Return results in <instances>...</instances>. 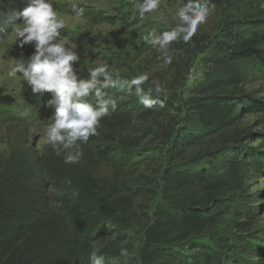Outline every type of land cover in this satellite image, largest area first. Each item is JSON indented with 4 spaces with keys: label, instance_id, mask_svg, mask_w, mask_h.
Listing matches in <instances>:
<instances>
[{
    "label": "trees",
    "instance_id": "1",
    "mask_svg": "<svg viewBox=\"0 0 264 264\" xmlns=\"http://www.w3.org/2000/svg\"><path fill=\"white\" fill-rule=\"evenodd\" d=\"M9 14L0 5V44L12 32ZM213 51L210 73L178 118L171 93L153 91L164 105L153 109L127 94L130 109L116 108L101 119L97 135L78 142L83 156L76 164L64 163L53 148L0 157V264H89L93 246L104 264H181L171 250L205 237L224 215L222 201L248 192L246 160L258 155L244 142L264 137L243 120L244 106L264 113V103L240 91L245 81L237 68L251 60L264 68V31ZM44 93L24 87L23 99L38 108ZM12 103L0 93V106ZM237 204L231 234L248 233L252 209ZM238 239L220 234L205 264L234 263L227 253Z\"/></svg>",
    "mask_w": 264,
    "mask_h": 264
},
{
    "label": "rangeland",
    "instance_id": "2",
    "mask_svg": "<svg viewBox=\"0 0 264 264\" xmlns=\"http://www.w3.org/2000/svg\"><path fill=\"white\" fill-rule=\"evenodd\" d=\"M59 18L66 20V27L61 30L68 46H75L80 61L74 64L84 72L88 79V70L106 63L117 88L105 89L106 98L117 99L119 113L130 109L133 100L126 97L127 92L119 87L120 80H130L140 74H147L149 79L144 89L153 88L159 83L165 93L176 97L174 116L184 111V102L191 96L194 86L210 73L211 54L216 46L232 47L234 40L261 35L264 31V0H214L206 21L199 25L197 32L187 41L177 39L169 47L171 63H164V53L154 47L144 37L155 29L157 33L171 30L179 23L176 13L184 4L183 0H161L160 10L166 15V22L158 20V13L145 14L143 19L138 14L131 0H49ZM28 0H0V5L8 13L22 11ZM83 9L82 17L73 19L75 13L70 4ZM15 32L0 44V93L12 99L9 106H0V157L14 149L22 151H41L52 148L47 144L43 131L51 123L53 109L47 107L52 94L45 92V101L38 108H32L23 99L24 87L30 86L20 78L7 75L12 59L29 58L34 53V44L19 46ZM150 39V37H149ZM212 51V52H211ZM264 57V55H263ZM237 68L243 74L244 95L253 96L255 101L264 103V68L257 60L240 63ZM103 80V77L100 78ZM169 83L175 87L168 88ZM155 93V92H154ZM95 105L93 96L86 98ZM29 110L27 117L20 115ZM181 117H183L181 115ZM243 120L255 133H264V113H256L244 106ZM112 138L106 139H117ZM149 139H152L150 137ZM256 153V157L247 159L250 166V184L244 197L228 196L222 201L224 215L219 223L208 230L206 236L190 244L172 249L173 256L181 264H205L204 259L216 252L215 239L220 234L238 239L240 244L227 257L232 264H264V137L254 136L244 142ZM115 145V144H114ZM107 174V171L104 172ZM257 175V177H255ZM251 207L253 212L252 229L248 233H232L231 223L239 206ZM243 206V205H242ZM240 207L249 210V208ZM238 237H235V236Z\"/></svg>",
    "mask_w": 264,
    "mask_h": 264
},
{
    "label": "clouds",
    "instance_id": "3",
    "mask_svg": "<svg viewBox=\"0 0 264 264\" xmlns=\"http://www.w3.org/2000/svg\"><path fill=\"white\" fill-rule=\"evenodd\" d=\"M161 0H131L138 8L141 19L145 14L158 13V20L166 22V15L160 10ZM210 0H186L178 9L177 23L171 30L157 33L153 29L144 39L164 53V63H171L172 57L168 50L172 42L182 39L187 42L196 32L199 25L206 23L209 14ZM78 19L83 15V9L76 4L69 5ZM17 20L22 21L16 23ZM19 41V46L34 44V53L27 59L23 57L12 59L7 75L17 78L20 74L33 93L49 92L52 99L47 107L53 109L51 123L36 135H43L47 144L51 145L57 156H63L64 163H78L83 152L80 143H86L90 136L97 135L102 118L110 116L117 108V99L106 98L105 89L117 87L106 63L88 70V79L78 77L73 65L80 61L75 46H68L61 30L66 27V20L59 18L49 0H28L22 11H13L7 17ZM150 37V39H149ZM103 77V80L100 78ZM147 74H140L130 80H120L119 87L127 94L139 99L145 109H153L157 104L163 107V101L152 98L153 91L157 96L165 90L157 82L154 89L147 91L143 85L148 81ZM95 99V105L86 99ZM22 117L29 115L25 109ZM65 183L70 184V180ZM99 249L93 246L89 264H104V258L98 255ZM120 254L127 257L129 251L121 246Z\"/></svg>",
    "mask_w": 264,
    "mask_h": 264
}]
</instances>
